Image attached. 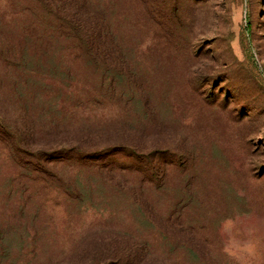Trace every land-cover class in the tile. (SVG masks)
I'll use <instances>...</instances> for the list:
<instances>
[{"label": "rangeland", "instance_id": "rangeland-1", "mask_svg": "<svg viewBox=\"0 0 264 264\" xmlns=\"http://www.w3.org/2000/svg\"><path fill=\"white\" fill-rule=\"evenodd\" d=\"M102 1L143 57L147 99L166 120L173 141L158 156L180 154L185 165L173 169L167 199L154 196L149 223L111 190L81 203L56 189L0 194V264H181L155 228L172 203L231 264H264V0ZM3 13H14L8 0ZM68 102L80 120L103 118Z\"/></svg>", "mask_w": 264, "mask_h": 264}, {"label": "trees", "instance_id": "trees-1", "mask_svg": "<svg viewBox=\"0 0 264 264\" xmlns=\"http://www.w3.org/2000/svg\"><path fill=\"white\" fill-rule=\"evenodd\" d=\"M28 1L29 9L24 0H8L14 13L0 15V194L8 200L13 193L24 197L27 188L56 189L81 203L111 190L129 195L149 223L154 196L167 199L171 173L185 162L180 154L158 156L156 148L173 140L147 99L143 57L125 45L122 21L109 12L112 1ZM68 100L103 118L80 120ZM179 193L187 194L183 181ZM173 205L155 226L169 253L181 264H231L207 229L182 222Z\"/></svg>", "mask_w": 264, "mask_h": 264}]
</instances>
